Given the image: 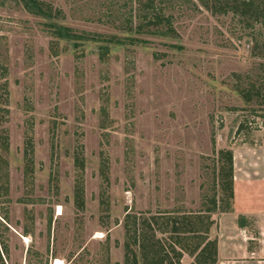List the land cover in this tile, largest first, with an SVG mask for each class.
<instances>
[{
	"label": "rangeland",
	"instance_id": "obj_1",
	"mask_svg": "<svg viewBox=\"0 0 264 264\" xmlns=\"http://www.w3.org/2000/svg\"><path fill=\"white\" fill-rule=\"evenodd\" d=\"M42 1L127 41L75 46L0 0V264L228 263L234 151L264 148V0Z\"/></svg>",
	"mask_w": 264,
	"mask_h": 264
},
{
	"label": "crops",
	"instance_id": "obj_2",
	"mask_svg": "<svg viewBox=\"0 0 264 264\" xmlns=\"http://www.w3.org/2000/svg\"><path fill=\"white\" fill-rule=\"evenodd\" d=\"M251 179L248 178L249 174ZM233 214L244 238L228 254V263L264 264V148L234 151ZM241 221V224H240Z\"/></svg>",
	"mask_w": 264,
	"mask_h": 264
},
{
	"label": "trees",
	"instance_id": "obj_3",
	"mask_svg": "<svg viewBox=\"0 0 264 264\" xmlns=\"http://www.w3.org/2000/svg\"><path fill=\"white\" fill-rule=\"evenodd\" d=\"M17 1L23 5L24 9L28 13H30V14H32V15L40 18V19L45 20L49 32L55 38H57L59 40H64V41H66L72 45H75V46L80 45V44H84V42H87V41L95 40L94 39L95 37L91 38L90 34H87V33L80 34V33L76 32L73 28L68 27L64 24H61L60 23V20L62 18L60 15L61 13L59 11L55 10L52 5L47 4L42 0H17ZM137 2H138V5H140L138 8V11H140V14L143 11L145 12L147 10V8L148 9L151 8V6H147V5L145 6L143 0H137ZM142 18L144 19L145 17H142L140 15L139 23L135 27L136 29L134 28L133 21L131 20L130 21L131 27L129 30L132 32L135 30V32H138V33L144 32L143 30L149 26L143 25ZM154 19H155V24H154L155 27L159 28L163 25H164V27L166 26V28L164 30L157 29V31H155V32H158L157 34L168 37V36H171L172 34L175 33V30L173 29V27L170 24V20L165 21L166 19H165L164 15H160L159 13H156ZM149 32H150V30H149ZM98 37L99 38L95 41H98V42L102 41V42L108 43V45H105V47H104L105 53H107V51H109L111 44L122 45L123 44L122 42L127 41V39H123V38L121 39V38H118L117 36L106 37L104 35H98ZM134 40L135 41L137 40V42H138L139 39H133V41ZM231 162H232V160H231ZM232 198H233V193H232ZM231 210H233L232 207H231ZM240 224H241V221H240ZM141 255H142V257H141ZM143 258H147L146 253H144V257H143V253L138 255L135 252L133 264H139L141 261L140 259H142V261H141L142 264L146 263V261H144ZM166 259L167 258H164L162 260L160 259V260L164 261ZM147 262H148V260H147Z\"/></svg>",
	"mask_w": 264,
	"mask_h": 264
},
{
	"label": "bare ground",
	"instance_id": "obj_4",
	"mask_svg": "<svg viewBox=\"0 0 264 264\" xmlns=\"http://www.w3.org/2000/svg\"><path fill=\"white\" fill-rule=\"evenodd\" d=\"M59 207H60V206H59ZM58 212H59V209H58ZM58 212H57V213H58ZM58 264H61V263H60V262H58Z\"/></svg>",
	"mask_w": 264,
	"mask_h": 264
}]
</instances>
